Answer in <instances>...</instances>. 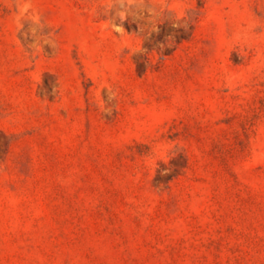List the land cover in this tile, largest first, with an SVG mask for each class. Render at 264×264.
I'll use <instances>...</instances> for the list:
<instances>
[{
    "label": "rangeland",
    "instance_id": "rangeland-1",
    "mask_svg": "<svg viewBox=\"0 0 264 264\" xmlns=\"http://www.w3.org/2000/svg\"><path fill=\"white\" fill-rule=\"evenodd\" d=\"M0 264H264V0H0Z\"/></svg>",
    "mask_w": 264,
    "mask_h": 264
}]
</instances>
